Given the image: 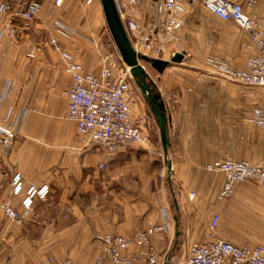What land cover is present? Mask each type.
<instances>
[{
	"label": "crops",
	"instance_id": "0c3cea01",
	"mask_svg": "<svg viewBox=\"0 0 264 264\" xmlns=\"http://www.w3.org/2000/svg\"><path fill=\"white\" fill-rule=\"evenodd\" d=\"M249 12L264 15V8L258 4ZM187 20L200 29L177 31L175 39L164 43L163 54L168 53L164 56H198L197 41L203 44L201 53L215 50L216 55L233 56L235 46L244 56L242 48L248 41L244 32L237 41L235 31L225 32L214 15ZM82 28L87 30L85 24ZM32 30L30 22L20 21L15 41L0 47V94L4 81L10 82L0 116L9 109L12 116L25 112L9 154L0 162V206L8 201L22 220L11 221L0 207V264H45L50 256L92 264L98 251L95 237L104 233L132 240L129 251L144 264L146 247L133 238L151 227L163 228L151 237L158 261L179 264L191 244L207 240L214 214L219 217L218 237L238 245L264 246V187L244 180L230 198L218 200L224 175L204 169L224 156L264 164V130H255V137L246 132L249 110L242 103L239 84L221 78L214 69L167 66L155 82L168 118L167 155L160 139L145 145L123 144L106 155L100 146L85 145L75 124L66 119L65 90L72 79L63 70L62 52L86 72L97 74L100 60L94 44L78 34L68 39L49 30L41 38ZM50 37L62 52L48 43ZM177 45L182 48L177 50ZM254 106L264 110V100ZM249 149L255 153L242 152ZM103 160L106 167L100 168ZM14 172L20 173L24 189L44 184L49 188L28 212L21 197L12 194Z\"/></svg>",
	"mask_w": 264,
	"mask_h": 264
},
{
	"label": "built area",
	"instance_id": "2783aa9c",
	"mask_svg": "<svg viewBox=\"0 0 264 264\" xmlns=\"http://www.w3.org/2000/svg\"><path fill=\"white\" fill-rule=\"evenodd\" d=\"M62 0H56L61 3ZM92 0H86L90 3ZM186 0H115L122 24L128 38L137 53L149 57H158L163 53L164 43L175 39L176 32L182 27L180 14L185 10ZM193 1V0H191ZM189 1V2H191ZM203 8L224 22H231L247 35L248 41L243 45L245 60L242 66L226 65L216 54L208 56V63L216 68L217 73L227 80L245 86L264 87V15L249 9L258 4L264 8V0H200ZM38 0H0V47L3 42L15 41L19 22L29 23L40 10ZM145 9V18L133 13ZM153 11L154 14H149ZM148 12V13H147ZM51 30L71 37L73 30L59 21L50 24ZM48 43L57 51L61 46L54 37ZM3 52L0 51V56ZM63 70L72 79V85L65 90L67 98L66 119L73 122L77 131L83 136L85 145L100 146L106 155L113 154L123 144L145 145L151 140V131L144 116H136L134 109L138 99L129 68L118 64L110 53L101 54L100 70L97 74L88 73L84 68L62 52ZM10 89V82L5 80L0 94V104ZM24 110L12 116L9 111L0 116V162L5 159L18 135ZM248 119L255 127L264 130V110L252 106ZM106 167V160L99 164ZM211 172H221L224 182L218 191V200L232 196L235 186L244 180H251L264 187V164L250 163L247 160L232 159L228 156L217 158L204 167ZM13 195L21 197L20 204L28 212L37 199H44L49 188L29 185L23 188L20 173L14 172L11 177ZM193 194H189L192 198ZM5 216L21 224L20 213L11 207L8 201L1 204ZM218 215L214 214L208 223L207 240L190 245L186 259L179 264H264V246L234 244L216 235ZM163 230L162 227H151L139 231L133 241L146 247L144 264H168L158 261L151 237ZM97 253L92 264H138V256L129 251L132 240L121 235L104 233L95 237ZM46 264H76L71 259L57 261L48 257Z\"/></svg>",
	"mask_w": 264,
	"mask_h": 264
},
{
	"label": "rangeland",
	"instance_id": "374dc122",
	"mask_svg": "<svg viewBox=\"0 0 264 264\" xmlns=\"http://www.w3.org/2000/svg\"><path fill=\"white\" fill-rule=\"evenodd\" d=\"M41 3V8L38 12V14L33 18V20L30 22V24L33 25V33L36 36H40L41 38H45V36L47 34H49V30H51L50 28V24L53 23V21L55 22V20H60L65 22L68 27H71V29L73 30V34L71 37L75 36V35H80L83 38L87 39V43H91L92 46L94 44V49L96 51V54L100 60L101 63V54L103 52H107L110 53L113 58L118 62V64L121 65L122 60L119 57V54L117 52V49L113 43V40L109 34V31L106 27L105 21H104V17H103V13L101 10V6L99 3V0H92L90 3H87L86 0H62L61 3L56 6V0H38ZM191 0H186L185 1V10L180 14L181 18L184 20L183 21V25L181 27L180 33L184 34V30L187 28L189 30H192L193 32H196L197 29L201 26L196 25V24H190L194 21H186L187 18H192V17H206V16H211L212 14L207 12L201 2L199 0H193L191 2H189ZM196 2L199 4L191 6L188 4H191L192 2ZM196 6V7H195ZM95 7V8H94ZM145 9L141 8V9H137L134 10L133 13H135L136 16H141L145 18L148 16V14H146ZM148 13V12H147ZM154 14L153 11H149V14L151 15ZM147 15V16H146ZM219 21L224 25L225 28V32H230L231 31H235V37L237 39V41H239V38L242 36L241 34H243V32L241 30H239L234 24H232L231 22H224L221 21L219 19ZM184 22L186 23V25H184ZM83 24H85V28H87V30H83L84 28H82ZM54 31V30H53ZM51 32V31H50ZM54 35H60L63 36L64 38H71L68 37L58 31H54L53 32ZM244 35V34H243ZM198 39H201L202 37H197ZM72 39V38H71ZM94 39V40H93ZM203 39H207L204 38ZM70 45L74 46V42L73 40H70ZM195 44H197V47L199 49V51H197L198 56H187L184 57L182 59V61L180 63H173L171 62L170 65L172 66H176V67H181L182 69L187 68L186 66H193L194 68L197 67L198 69L203 70L206 68H210V69H214L216 70V68H214L213 66H209L208 64V60H207V53L211 54H218L215 50H208V51H203L202 53L205 54L204 56L201 53V45H203L201 43V41H197ZM169 46H173L174 47V43L172 41L169 42L168 44ZM168 46H166L167 48ZM177 47L176 49L179 50L182 48L181 45H177L175 46ZM240 48V46H238ZM238 48V49H239ZM234 50H235V46H234ZM232 50V53H234L233 56L229 55V56H219L221 57L222 61L229 66H233V67H240L241 66V62L242 60L245 59V56H242L241 54L239 55L237 53V49L234 51ZM240 50V49H239ZM168 52V51H165ZM196 53V52H195ZM201 53V54H200ZM164 54H168V53H164ZM162 53L161 55H159L158 57H154V58H159L162 59L163 57L166 58L167 60H170V56L169 55H165ZM142 65H144L145 70L148 72V74L150 75L151 79L155 82H157V72L155 70H153L148 64L141 62ZM217 71V70H216ZM159 74V73H158ZM221 78L226 79L225 77H223V75H219ZM227 80V79H226ZM236 84H239L241 87V100L243 104H247V111L250 110V108L252 106H254V103L257 105L259 102H261L262 100H264V87H260V86H252V87H248L245 86L241 83L238 82H234ZM136 87V86H135ZM137 89V87H136ZM138 91V89H137ZM136 111H138L139 113H136ZM134 113L136 116H144L146 118L147 124L149 126V129L151 131V140H159V133H158V128L156 126L155 123V119L153 117V115L150 112L149 106L147 105V103L143 100V98L141 97L139 91H138V99H137V103L134 109ZM250 125L247 124L246 127V132L251 134L252 136L254 135L255 137V130H261L257 127H255L253 124L249 123ZM255 150H251L249 149L248 151H242V152H247L249 153V155L254 154ZM231 238V237H230ZM232 242H238V241H233ZM73 261V260H72ZM46 264V263H45Z\"/></svg>",
	"mask_w": 264,
	"mask_h": 264
},
{
	"label": "water",
	"instance_id": "95a60500",
	"mask_svg": "<svg viewBox=\"0 0 264 264\" xmlns=\"http://www.w3.org/2000/svg\"><path fill=\"white\" fill-rule=\"evenodd\" d=\"M99 3L106 27L119 57L129 68L135 86L143 100L149 106L158 128L162 150L167 155L170 148V140L167 126L168 118L165 113L164 102L161 99L160 93L156 90L154 81L141 62L148 64L157 73H161L171 62L180 63L183 59V54L175 53L170 60H164L137 53L122 24L115 0H99Z\"/></svg>",
	"mask_w": 264,
	"mask_h": 264
}]
</instances>
